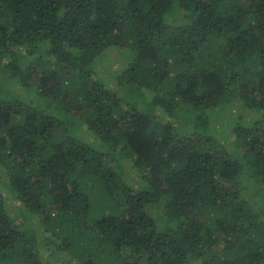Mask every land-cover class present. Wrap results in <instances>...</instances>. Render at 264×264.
Listing matches in <instances>:
<instances>
[{
	"label": "trees",
	"instance_id": "trees-1",
	"mask_svg": "<svg viewBox=\"0 0 264 264\" xmlns=\"http://www.w3.org/2000/svg\"><path fill=\"white\" fill-rule=\"evenodd\" d=\"M0 264H264V0H0Z\"/></svg>",
	"mask_w": 264,
	"mask_h": 264
},
{
	"label": "rangeland",
	"instance_id": "rangeland-1",
	"mask_svg": "<svg viewBox=\"0 0 264 264\" xmlns=\"http://www.w3.org/2000/svg\"><path fill=\"white\" fill-rule=\"evenodd\" d=\"M128 60H126L124 58V51L123 49H113L111 51V53H107L104 55L103 60L100 62V65L98 66V69L100 70L101 73L107 72V71H119L120 69H122L123 67H126ZM113 81H115V79H112ZM9 85V89L14 90L16 92H18L19 94L25 96L26 98L30 99L31 101H35V95L33 94V92H27L25 90V88L22 86L21 82L17 81L16 79H14L13 81H11L10 83H8ZM123 88V89H122ZM120 88L119 86H115V90L117 91V93L121 96L124 100H126V102L128 104L133 103L135 105V99L133 97H129L127 96L128 91L125 92L126 90L124 89V87ZM123 91V92H122ZM128 97V98H127ZM142 98L141 95L138 96V101ZM43 107H45L47 109L46 105H42ZM143 106V102H140L139 107ZM49 110H53L51 107H48ZM244 113L245 116L247 118L248 115V111L242 109V107H237L235 110H233L231 113H228V115L226 114V116H224V119L226 120L227 118H237L239 116L240 113ZM251 116V114H249ZM245 118V121H246ZM248 120V119H247ZM223 123V122H222ZM127 171L128 173H132L134 176V179H132V183L135 182V179L137 178L138 175V171L136 169H132L129 168V166L127 165Z\"/></svg>",
	"mask_w": 264,
	"mask_h": 264
}]
</instances>
